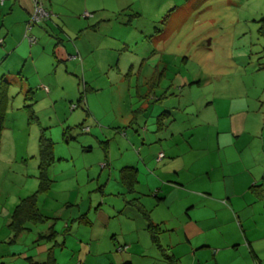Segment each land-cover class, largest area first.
I'll list each match as a JSON object with an SVG mask.
<instances>
[{
    "label": "rangeland",
    "instance_id": "1",
    "mask_svg": "<svg viewBox=\"0 0 264 264\" xmlns=\"http://www.w3.org/2000/svg\"><path fill=\"white\" fill-rule=\"evenodd\" d=\"M150 7L143 1L108 17L83 14L59 19L54 14L34 24L40 33L25 30L26 41L30 43L28 37L33 36L31 45L43 44V38L57 42L59 37L65 50L61 56L58 52L63 58L55 66L41 54L37 65L45 74L42 78L32 72L36 64L26 58L25 45L0 42V90L4 86L7 94L0 136V244L22 250L34 241L30 232L8 238H12V227L7 217L22 198L38 188L43 128L54 143L55 160L48 169L51 187L37 201L41 212L51 219L36 226L53 224L59 231L58 241L63 242L64 235L68 240L67 247L57 250L74 253L83 251L77 252L71 243L73 227L79 228L73 236H85L87 230L75 213L81 203H87L82 213L92 219L119 218L126 213L124 188L113 176L111 163L122 165L127 142L129 151L140 156L145 134L157 138L149 149L152 154L160 138L163 144L188 140L211 145L218 138L248 139L256 144L264 140V0H159L155 9ZM138 11L142 15L137 16ZM60 27L64 30L59 31ZM79 39L85 51L77 50ZM20 70L32 78H22ZM159 85L165 93L157 92ZM3 98L2 94L0 103ZM163 111H172L168 123ZM238 112H243L237 115L241 120L247 115L244 126L249 134L228 132ZM158 122L166 126L162 124L161 129ZM177 153H183V147ZM234 154L232 150L218 160L216 153H198L197 158H203L192 173L206 172L211 161L227 167ZM188 155L180 158L189 161ZM154 164L152 161L151 166ZM151 172L158 174L156 169ZM187 178L191 183L189 175ZM195 183L200 185H192ZM198 185L195 188L201 187ZM207 186L215 194L223 192L220 182ZM166 237L164 233L163 243H167ZM48 241L44 238L35 243L41 246ZM83 249L87 253L90 246ZM118 249L117 244L113 252ZM94 250L91 247V254Z\"/></svg>",
    "mask_w": 264,
    "mask_h": 264
},
{
    "label": "crops",
    "instance_id": "2",
    "mask_svg": "<svg viewBox=\"0 0 264 264\" xmlns=\"http://www.w3.org/2000/svg\"><path fill=\"white\" fill-rule=\"evenodd\" d=\"M42 1L52 17L55 14L58 18H63L70 15L82 17L84 14L86 16V12L90 14L89 16L96 17L104 14L108 17L110 13L125 10L133 4H142L143 1L151 4L150 10H152L156 8L159 0ZM34 7L33 0H0V15L2 16L0 34H3L1 43L11 41L12 47L25 45L22 49L27 52L26 58H30L32 63L36 64L32 72L34 71L36 76L42 78L45 74L37 65L41 54L45 55L46 61L55 66L54 63L59 61V58H63L60 56L65 50L60 46L62 39L59 37L57 42L51 38H43V44L38 41L31 45V42L29 43L22 36L26 30L28 18L34 12ZM135 13L137 16L142 15L140 11ZM95 25H92L93 28ZM60 28L59 31L64 30L63 27ZM31 31L40 33V30L34 27ZM76 43L78 51L86 50L80 39ZM88 45L91 46L90 42L87 47ZM58 52H61L60 56L57 55ZM55 69H59L58 64ZM18 73L22 78H32L23 70ZM4 77L2 74L1 78ZM159 91L166 92L160 85L157 88V92ZM240 113L243 112L235 113L232 120L230 119L228 132L234 136L250 132L249 129L245 132L244 123L247 121V115L243 114L241 120L240 116H237ZM166 114L165 122L168 123L172 111ZM159 115L160 113L157 116ZM158 124L162 129L164 123L158 122ZM165 126L166 123L163 127ZM182 130L184 129L180 131ZM156 140L154 136L150 137L149 134H145L144 146L139 152L140 156L129 151L131 145L127 142L128 145L120 158L122 165L118 163L114 166V162L111 163L113 176L118 178V182L124 188V200L128 205L126 213H122L119 218H110V215L105 218L94 217L92 219L82 213L86 211L87 203L83 202L79 205L75 213L76 215L78 213L84 222L85 229H87L86 235L73 236L79 230L77 226H74L70 240L74 248H77V252L83 251V253L57 250L59 247H67L66 242L68 241L64 235L63 242H59V231L57 230H55V236L47 238L49 241L39 246L35 242L41 240L39 239L41 235H48L49 226L47 228L43 225L36 226L37 224L26 221L23 223L26 230L22 234L31 233L30 236L34 238L32 245L19 250V247L14 245L0 244V264H77L78 262L83 264H169L151 239L148 229L149 220L131 201L139 202L149 211L151 221L161 225L160 243L168 253L176 258L177 264H262L264 259V252H261L264 244V193L259 190L254 191L252 186L264 183V140L256 144V141L248 139L218 138L217 143L211 145V142L194 143L188 140L163 144L160 138L159 144L156 145L158 148L152 154L149 149L154 145L151 143ZM181 147H183V153H177ZM142 150L146 151L145 157L142 155L141 158ZM232 150L235 154L233 160L228 161L227 167L223 162L216 165L212 163L214 161H211L210 164H212H209L210 167L206 169V172L192 173L196 162L203 158H197L198 153L210 156L216 153L219 160ZM160 153L164 154L161 158H159ZM185 153L189 154V161L180 158ZM128 155L131 156L123 159ZM149 155L154 156L155 159H151ZM152 161L155 163L153 167L151 166ZM125 166H132L136 169V173L131 172L136 178L132 191L126 184L127 178L122 176L121 170ZM153 169L158 170L157 175L151 172ZM183 172L186 173L185 176ZM188 175L192 180L191 183L187 178ZM194 182H200V185L198 183L195 185L201 187L195 188V185H192ZM218 182L223 186L221 194L219 191L215 194L214 188L207 186ZM216 189L218 190L219 186ZM148 193L150 196L146 199L147 201H143L142 197L147 196ZM91 205L92 201H90ZM113 210L115 212L118 209ZM73 211L75 209L71 214L75 215ZM157 212L160 214H156ZM230 227H233V230ZM164 233L168 234L167 243H163L162 240ZM8 238L11 239V235ZM117 244L123 249L113 252V247ZM83 246H90V250L85 253ZM91 247L95 249L93 254H91ZM153 247L154 252L147 251V248L153 249ZM153 255L162 257L163 261Z\"/></svg>",
    "mask_w": 264,
    "mask_h": 264
},
{
    "label": "trees",
    "instance_id": "3",
    "mask_svg": "<svg viewBox=\"0 0 264 264\" xmlns=\"http://www.w3.org/2000/svg\"><path fill=\"white\" fill-rule=\"evenodd\" d=\"M32 29V28H31ZM3 94L5 96V100L0 103V136L1 132L4 128V121L5 115L7 111V94L6 88L3 86L0 90V96ZM162 115V114H161ZM161 123V122H160ZM47 128H43L40 139H39V159L40 164L38 167V178H39V185L35 193L22 198L20 203L17 204L15 209L13 210L12 214L8 216V224L12 227V238L14 240L17 235L21 234L26 230L23 226V223L26 221H30L34 224L44 223L51 219L50 216L44 215L39 206H38V195L44 192H47L53 180L49 177L48 169L55 160L54 156V143L50 137H48L45 133ZM136 173V169L132 166H125L122 168V176L123 178H127L126 184L128 189L131 188L133 190V185H135L136 178L133 176L131 172ZM252 189L262 191L264 193V183H260L257 185L252 186ZM141 213L149 220L148 229L151 234L152 241L157 245L159 250H161L163 256L168 261L169 264H177L176 258L168 253L166 249L160 243V233L162 231L161 225L159 223L155 224L151 221L149 217V211H147L143 206L137 201H131ZM49 233L41 235L39 239L49 238L56 235V231L53 227V224L48 228Z\"/></svg>",
    "mask_w": 264,
    "mask_h": 264
},
{
    "label": "built area",
    "instance_id": "4",
    "mask_svg": "<svg viewBox=\"0 0 264 264\" xmlns=\"http://www.w3.org/2000/svg\"><path fill=\"white\" fill-rule=\"evenodd\" d=\"M34 1V12L30 16V20L26 24V31L29 32L34 24L41 22L42 20H45L50 16L49 11L44 7L42 0H33ZM85 15L89 16L90 14L88 12L85 13ZM29 41L32 43L34 42V37L29 36ZM2 42V39L0 40ZM164 154L160 153L159 158L163 157ZM119 249H123L122 247H119ZM77 264H83L81 262H78Z\"/></svg>",
    "mask_w": 264,
    "mask_h": 264
}]
</instances>
